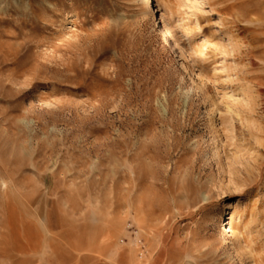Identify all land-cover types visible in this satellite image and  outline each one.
I'll use <instances>...</instances> for the list:
<instances>
[{
    "label": "rangeland",
    "instance_id": "374dc122",
    "mask_svg": "<svg viewBox=\"0 0 264 264\" xmlns=\"http://www.w3.org/2000/svg\"><path fill=\"white\" fill-rule=\"evenodd\" d=\"M0 264H264V0H0Z\"/></svg>",
    "mask_w": 264,
    "mask_h": 264
},
{
    "label": "bare ground",
    "instance_id": "6f19581e",
    "mask_svg": "<svg viewBox=\"0 0 264 264\" xmlns=\"http://www.w3.org/2000/svg\"><path fill=\"white\" fill-rule=\"evenodd\" d=\"M141 3L146 7V8H149L150 6V0H140ZM240 4H243L242 2ZM232 7V6H230ZM229 8V7H227ZM233 9V8H232ZM176 28H178L179 30L181 29V27L179 25L176 24ZM184 32V31H183ZM161 34L163 35V37H165V41H166V45L170 46L171 48H173L175 45L174 43H172L171 41V38L169 37L170 33L168 31V29H162L161 30ZM227 120V119H226ZM228 125H231V122H230V119L228 120ZM231 210V207L229 206L227 209H226V212H225V215L223 217V222L225 221H228L229 219V215L230 213H228L227 211ZM226 217V218H225ZM229 224H225L224 225V228H226ZM230 231V229H229Z\"/></svg>",
    "mask_w": 264,
    "mask_h": 264
}]
</instances>
